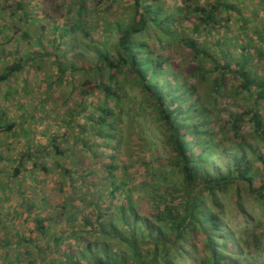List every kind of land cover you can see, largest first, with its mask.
I'll list each match as a JSON object with an SVG mask.
<instances>
[{
	"label": "trees",
	"instance_id": "obj_1",
	"mask_svg": "<svg viewBox=\"0 0 264 264\" xmlns=\"http://www.w3.org/2000/svg\"><path fill=\"white\" fill-rule=\"evenodd\" d=\"M56 3L66 21L39 28L37 43L43 44L46 32L51 33L47 42L55 51L43 57L52 58L57 81L67 71H84L77 67L80 60L91 62L100 96L94 100L95 113L83 118L95 136L89 151L101 152L96 162L107 172L108 197L116 203L109 220L101 205L91 204L100 223L84 216L78 230L77 215L66 201L62 229L34 213V237L19 228L9 236L4 225L0 264H43L50 246L58 254L65 238L84 233L89 237L79 236L75 251L62 253L50 264L248 263L262 243L251 246L250 231L241 234L231 225L226 202L233 201L248 214L243 205L246 193L253 211L264 214V0ZM18 6L12 17L23 11L31 22L38 20L25 2ZM68 43L70 49L58 55ZM70 53V67L63 70L61 60ZM20 54L18 46L7 53L13 63L0 73V84L38 60L28 52ZM7 55H0V60ZM128 82L136 92L133 97L125 93ZM237 100L246 106L219 107ZM150 121L158 125L166 155L153 154L147 160ZM18 125L0 117L3 134ZM128 142L140 155L131 163L117 159ZM81 143L88 147L89 140ZM31 159L25 152L19 160H8L16 168H5L0 175L7 171L16 178ZM136 162L145 167L146 177L139 183L129 174ZM156 162L162 164L160 171ZM69 173L64 170V178ZM8 183L0 185V197L7 194ZM33 206L37 205L30 202L24 208L33 212ZM10 248L15 253L8 252Z\"/></svg>",
	"mask_w": 264,
	"mask_h": 264
},
{
	"label": "rangeland",
	"instance_id": "obj_2",
	"mask_svg": "<svg viewBox=\"0 0 264 264\" xmlns=\"http://www.w3.org/2000/svg\"><path fill=\"white\" fill-rule=\"evenodd\" d=\"M21 2H25L27 8L36 14L37 21L28 20L23 16V11L12 17L13 8L20 6ZM56 2L57 0H0V55H10L18 46L21 57L26 52L38 57L36 64L27 66L22 73L0 84V117H3L7 124H19L12 133L0 132V171L5 168L15 169L16 164L10 161L19 160L25 152L34 157L26 162L16 178H11L7 171H2L0 175V185L9 181L5 187L7 194L0 197V237L4 225L7 226L9 236L18 228L28 235L32 234L35 227V216H32V213L52 226L58 223V229H62L65 225L62 206L66 202L68 208L71 207L77 215L74 224L78 230L82 225L80 218L84 216L90 218L94 224L100 223L91 204L101 205L109 215V220L116 203L115 199L108 197L111 182L107 178V172L96 162V157L101 152L94 149L89 151V146L95 144V136L92 135V126L83 118L84 115L95 113L94 107L98 106L94 100L100 96L96 91V77L91 71V62L80 60L77 67L83 66L84 71H67L62 80L57 81L58 70L52 64V58L43 57L45 53L52 54L55 51L54 46L47 42L52 39L51 33L47 31L43 44H38L39 28L45 27L50 21L58 20L61 24L66 21L65 12L56 9ZM263 14L264 11L261 12V15ZM25 33L30 37L24 38ZM70 46L72 45L69 43L63 46L57 54L62 56ZM2 49H6L7 53H2ZM72 57L73 53H70L62 58L63 66H60L63 70L70 67ZM12 63L13 60L8 55L0 60V73ZM261 74L263 75L264 71ZM108 78L109 75L106 74L104 79ZM132 88L128 82L125 93L130 97L136 94ZM237 104L246 106L243 100H237L222 103L219 107L234 110ZM157 127L152 121L146 124L150 133L151 148L149 153L145 148L144 156L147 160L153 154L156 157L166 155L163 136ZM83 139L89 140L88 147L81 143ZM136 151L137 147L128 142L121 153L117 154V159L129 163L136 161L137 156H140ZM103 157L105 158L106 154ZM154 167L160 171L162 164L156 162ZM66 169L70 171L68 178H64ZM129 174L139 183L146 177L145 167L136 162L130 168ZM243 195L244 209L249 213L243 214L240 206L228 201L227 219L241 234L243 230L250 231L251 246L257 242L262 243L246 264H264V214L253 211L251 196L246 193ZM30 202L37 205L35 208L33 206V212L24 208V205ZM16 212L19 215L15 218ZM28 217L31 218L27 220ZM248 218L251 221H248ZM34 236L33 233L32 237ZM79 236L89 237L84 233L78 237L65 238L63 251L58 254L56 248L50 246L48 258L43 264L54 263L62 253L75 251L80 242ZM7 251L15 253L13 248Z\"/></svg>",
	"mask_w": 264,
	"mask_h": 264
}]
</instances>
